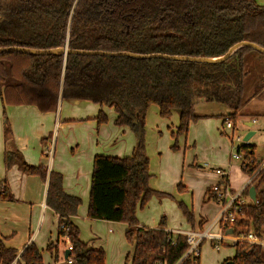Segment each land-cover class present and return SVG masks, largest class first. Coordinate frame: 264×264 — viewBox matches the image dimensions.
Listing matches in <instances>:
<instances>
[{
	"label": "trees",
	"instance_id": "obj_1",
	"mask_svg": "<svg viewBox=\"0 0 264 264\" xmlns=\"http://www.w3.org/2000/svg\"><path fill=\"white\" fill-rule=\"evenodd\" d=\"M243 41L264 48V4L256 0H0V48L68 47L220 58ZM253 50L239 47L218 62L0 52V95L4 107L33 105L42 113L56 111L61 99L113 108L117 113L114 123L131 127L140 137L129 157H94L88 217L127 224L125 236L134 247L131 264H178L189 247L186 235L166 231L165 217L158 228H151L139 225L136 215L138 207L153 196L169 195L149 186V157L143 139L146 114L152 104L159 107L161 117L168 118L177 111L176 133L185 135L191 121L212 116L196 112L197 102L202 101L226 107L229 112L223 116V123L229 117L236 125L242 116L245 57ZM4 119L6 168L18 165L24 173L48 182L46 203L59 216L58 238L68 240L73 264H105V249L90 247L73 222L81 198L64 190L60 172L25 160L15 146L5 110ZM96 119L99 124L107 122L103 109ZM255 149L250 143L237 148L243 155L241 167L250 176L262 163L256 159ZM251 185L256 188L257 200L241 209L246 218L237 221L235 233L245 232L246 227L258 234L264 232V166L241 196H249ZM207 193L208 199L215 200L210 189ZM0 196L13 198L5 189ZM180 206L192 222V212L183 203ZM55 247L51 243L46 249ZM16 258L17 251L0 238V264H12ZM228 260L234 264H264V249L238 243L234 257ZM19 261L44 264L43 251L31 243ZM180 264H200V256L190 254Z\"/></svg>",
	"mask_w": 264,
	"mask_h": 264
},
{
	"label": "crops",
	"instance_id": "obj_2",
	"mask_svg": "<svg viewBox=\"0 0 264 264\" xmlns=\"http://www.w3.org/2000/svg\"><path fill=\"white\" fill-rule=\"evenodd\" d=\"M256 1L260 5L264 4V0ZM156 107L159 112V107L157 105ZM101 109L104 110L108 117L107 111L109 110H106L107 106L101 107L99 104L85 100L61 99L56 111L42 113L33 105L9 104L4 107L0 95V194L2 190L5 189L13 195L12 199H3L2 196H0V238L4 241V244L7 247L13 248L17 251V258L12 264H23L22 261H19L20 255L25 247L31 243H35L37 247L43 251L44 264H66L65 252L68 249V240L66 238H58L59 216L46 203L48 182L43 181L39 176L24 173L18 165H14L10 169H7L5 166L4 154L8 147L5 145L4 140V110L9 118L15 146L20 150L25 160L34 165L45 164L49 171L53 170L60 172L63 175L64 190L68 194L81 198L82 202L79 206L77 215L73 217V222L80 229L81 239L87 242L90 247L104 248L106 251L102 239L97 233H95V230L98 229L97 225L99 223H104L109 226L108 231L112 233V225L116 222L90 219V229H84L83 226L84 221L88 219L94 157L97 154L108 155L115 150H108L109 145H111L110 147L112 148L113 143H116L115 140L112 142L110 124H99L96 119ZM228 112L229 110L226 107L214 106L211 108V111H205L199 114L212 115L208 117H218L217 115H221L217 119V124L219 125L221 122L222 125L223 116ZM109 114L115 121L117 117L115 110L114 114L110 112ZM174 115L177 124L175 127L176 129L179 124V113L173 111L171 116ZM240 117L243 118V116ZM240 117L237 120L238 122L241 120ZM254 121L257 123L255 118L252 120L247 118L243 119V124L247 128L243 135H246L250 131L255 132L253 133V136L256 135L257 129L254 128ZM114 125L116 126L113 127L114 131L121 137L127 136L128 141H122L119 147L115 150L116 155L111 156H131L137 142H134L135 139L133 140V137L131 136L132 133L127 132V126H118L115 123ZM174 131L175 130L172 129V133ZM208 135L210 136V134ZM104 138L106 142L103 141ZM249 142L251 144V141ZM223 146H226L225 142L223 143ZM48 148H53L52 155L46 153ZM216 152L218 154L220 149H217ZM263 164L264 160L261 165ZM218 167L227 170L228 180L230 186H232L230 172L228 171L229 166L220 165ZM234 167L235 166H233V168ZM213 168L214 167H211L212 171L206 173L208 176H204L203 178V180L207 182L204 187L205 197L207 191L220 181V177L215 173ZM199 174L203 175L204 173L200 172ZM153 175L154 174L151 173V177ZM160 176V186L156 189V183L151 180L150 188L155 191L170 194L161 189H167L168 186H173L177 183V173L169 176V178L163 179L164 170H161ZM252 177L253 175L251 178ZM182 182L178 183V187L181 186L179 188H186V192H188L190 190V185ZM247 185L248 183L245 187ZM245 187L240 191L244 190ZM233 189L232 191H234ZM156 197L157 200L160 199V201L167 198V196ZM192 214V222H186V225L183 226V220L180 217L179 223L181 227H177L170 224L168 213L158 207L152 213V219L157 218L158 224L147 227L158 228L162 217H165L166 226L164 229L175 234L197 230H209L210 232L217 233L221 230L218 222L219 214L208 227H205L208 222L207 216L205 217L201 211L197 212V214L192 212ZM215 227H217L216 231L213 230ZM127 228L128 226L126 227V230ZM85 234L89 236L86 237ZM51 243L55 244L56 247L52 251H47L46 248ZM133 248V245L129 246V250L125 255V259L127 256L129 257L128 261H130V264ZM56 256H58V260H56ZM233 257L234 255L224 259V261Z\"/></svg>",
	"mask_w": 264,
	"mask_h": 264
},
{
	"label": "rangeland",
	"instance_id": "obj_3",
	"mask_svg": "<svg viewBox=\"0 0 264 264\" xmlns=\"http://www.w3.org/2000/svg\"><path fill=\"white\" fill-rule=\"evenodd\" d=\"M244 73V100L240 109L243 118L240 117V122L237 121L236 123L234 138H232V130L224 129V125H221V122L219 125L217 124L218 117L216 116L202 117L191 121L187 134L178 135L175 129L177 125L175 115L168 118L161 117L156 104H152L149 107L143 127V139L146 154L149 157V170L154 174L149 180V186H151V180L156 183V189L160 186L161 170H164L163 179L169 178V176L177 173L178 180L173 186H168L167 189H161L162 191L170 193L167 198L160 201V199L157 200L156 196H153L143 207H138L136 215L139 225H157L158 219H152V213L160 207V209L168 213L170 224L181 227L179 223L181 217L183 220L182 225L185 226L186 222H190L184 217L182 207L180 206V203H183L191 212L197 214V212L201 211L205 217L207 216L208 222L205 227H208L214 218L218 214L220 215L224 209L223 202L217 201L216 199H208V193H206V197L204 195V187L207 182L203 178L204 176H208L206 173L212 171L211 167H218L220 165L229 166L228 171L230 172V181L232 184L230 188H234V195L249 183L248 181L251 176L244 172L241 167L243 158L235 159L232 157V154L237 152V148L241 144L245 143L243 141V137L245 136L243 133L247 128L243 124V119L247 118L252 120L255 118L257 123L254 122V128L257 129V133L250 141L251 144L256 146V159L258 161L264 160L263 52L253 50L246 54ZM214 106L218 105L199 101L195 109L196 112L203 113L205 111H211V108ZM106 110H109L107 111L108 120L103 124H110L112 142L114 140L116 141V143H113L112 148L109 145L108 150H116L122 141H128V137H121L114 131L113 127L116 126L114 125L113 117L109 114V112L114 114V109L107 107ZM126 129L128 133H132L131 136L133 140L135 139L134 142H138L140 137L139 133L129 126ZM172 129L175 130V133H172ZM238 136H241V141L237 140ZM103 141H105V138ZM224 142L226 146H223ZM174 145H176V148ZM217 149H220L218 154L216 152ZM115 150L108 155H116ZM233 166L235 167L233 168ZM200 172L204 174L200 175ZM180 182L188 183L190 190L186 192V188H179L178 183ZM242 197L248 203L253 202L247 195H243ZM226 201L228 203L230 198H227ZM90 219L88 217L84 221V229H90ZM97 226L98 229L95 230V233L102 239L106 248L107 260L105 264H130V261L125 259L129 246H131L125 236L127 224L124 222H116L112 225V233L108 231L109 226L104 223H99ZM213 230L216 231L217 227ZM85 236L88 237L89 235L85 234ZM200 250V264H223L224 259L232 257L235 254V246L233 244L222 245L217 250L208 239L202 242ZM58 259L57 256L56 260Z\"/></svg>",
	"mask_w": 264,
	"mask_h": 264
},
{
	"label": "built area",
	"instance_id": "obj_4",
	"mask_svg": "<svg viewBox=\"0 0 264 264\" xmlns=\"http://www.w3.org/2000/svg\"><path fill=\"white\" fill-rule=\"evenodd\" d=\"M223 125L224 129L232 130V138H234L236 128L234 122L230 120L229 117H225ZM237 140L241 141V136H238ZM46 153L48 155H52L53 148H48L46 150ZM232 157L235 159H240L243 157V155L242 153H239L237 151L232 154ZM206 165L209 166L208 163H206ZM263 165L259 166V168L255 171L248 184L251 183L252 179L263 167ZM213 169L215 173L220 177V181L217 184L213 185L210 190L215 195V199L217 201L224 203V209L218 217V222L220 224L221 230L217 233L210 232L209 230L181 232L186 235V240L189 246L186 254L181 260H183L190 254L200 256L201 244L205 239L210 240L212 245L217 250H219L222 245L230 243L234 246H236L238 243H246L251 247L257 246L264 249V232L258 234L257 232H254L253 230H250L248 227H246L244 229L245 232L235 233L234 226L236 225L237 221L246 218L244 214L240 213V211L249 203L245 198L241 196L243 190L234 195L232 189L230 188L228 172L225 168L214 167ZM227 198H230V201L228 203L226 201ZM230 229H233L232 233H228V230ZM68 248L71 249L70 244L68 245ZM65 263L73 264V258H65Z\"/></svg>",
	"mask_w": 264,
	"mask_h": 264
},
{
	"label": "water",
	"instance_id": "obj_5",
	"mask_svg": "<svg viewBox=\"0 0 264 264\" xmlns=\"http://www.w3.org/2000/svg\"><path fill=\"white\" fill-rule=\"evenodd\" d=\"M242 46H249L259 52L264 53V48L260 47L259 45L248 42V41H243L234 47H232L227 54L220 58H204V57H193V56H171L167 54H159V53H154V54H138V53H133V52H126V51H120V52H105V51H93V50H72L68 47H58V48H53V49H47V50H42V49H29V48H24V47H1L0 52H11V51H16V52H23V53H28V54H34V55H42V54H69V53H75L79 55H111V56H128L136 59H147V58H156V57H161L165 59H173V60H180V61H193V62H218L227 59L230 57L239 47ZM251 126V124H250ZM253 131L248 132L244 137L243 141L246 144H249L250 138L253 136ZM249 192V197L253 200V202H256L257 200V191L254 185H251L248 189ZM233 229L228 230V233H232ZM71 254L70 249H67L65 252V258H68L69 255ZM182 261V260H181ZM181 261L178 263L180 264ZM226 264H234L233 261L228 260Z\"/></svg>",
	"mask_w": 264,
	"mask_h": 264
}]
</instances>
